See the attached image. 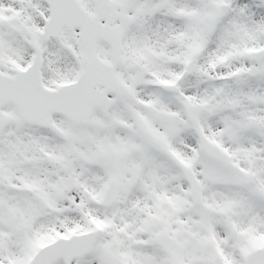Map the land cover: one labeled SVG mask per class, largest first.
<instances>
[{
    "label": "snow or ice",
    "instance_id": "snow-or-ice-1",
    "mask_svg": "<svg viewBox=\"0 0 264 264\" xmlns=\"http://www.w3.org/2000/svg\"><path fill=\"white\" fill-rule=\"evenodd\" d=\"M0 264H264V0H0Z\"/></svg>",
    "mask_w": 264,
    "mask_h": 264
}]
</instances>
